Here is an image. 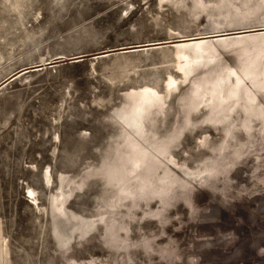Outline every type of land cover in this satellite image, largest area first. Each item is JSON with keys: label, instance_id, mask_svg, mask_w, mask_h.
<instances>
[{"label": "rangeland", "instance_id": "rangeland-1", "mask_svg": "<svg viewBox=\"0 0 264 264\" xmlns=\"http://www.w3.org/2000/svg\"><path fill=\"white\" fill-rule=\"evenodd\" d=\"M263 202L264 0H0V264H255Z\"/></svg>", "mask_w": 264, "mask_h": 264}, {"label": "bare ground", "instance_id": "bare-ground-1", "mask_svg": "<svg viewBox=\"0 0 264 264\" xmlns=\"http://www.w3.org/2000/svg\"><path fill=\"white\" fill-rule=\"evenodd\" d=\"M225 36H227V34H224L223 36H220V38H224ZM204 40H203V38H201V39L192 38V39L182 40V41H177V42H172V43L178 44V45L185 44V45H182V46H190V45H192L194 47H200L202 45V42H204ZM183 56L185 57V55H183ZM234 80H236L235 82L237 83V86H238L237 88L240 91L247 90L246 88H247V83L248 82L253 83V80L250 79L249 75L246 72H244L242 74V76H241V74L239 75V73L235 72V74H234ZM175 83H176V78H172L171 77V81L168 83V87L173 86ZM141 97L142 98L153 99L154 100V102H152L153 105H157V106L158 105L159 106L161 105L162 106L165 103L164 100L162 99L161 95H160V92L157 91L154 88L146 87L145 90L141 91ZM133 122L135 123L136 122V119H133ZM134 126L133 125H130V126L126 125V128H127L128 131H130V135L133 136L135 139H138L139 142L141 143L140 145H142V146H140V145H136L135 144L134 148H136L135 156L137 157L138 162L139 163H143L144 162V157H145V154H146V147L144 146L145 142H144V139H142V136H139L138 135V129L135 128ZM174 165H176V163H174ZM129 187H131V185L130 186H127L126 189H128ZM29 192H31V191H29ZM54 203H56V205H57L56 208L58 209V211L61 212V213H63L64 210L62 208V202L59 199H55Z\"/></svg>", "mask_w": 264, "mask_h": 264}, {"label": "crops", "instance_id": "crops-1", "mask_svg": "<svg viewBox=\"0 0 264 264\" xmlns=\"http://www.w3.org/2000/svg\"><path fill=\"white\" fill-rule=\"evenodd\" d=\"M257 208L258 214L264 217V202L259 204ZM259 215V216H260ZM259 235L262 237V241L264 242V228L260 230ZM256 263L255 264H264V245H262L256 252Z\"/></svg>", "mask_w": 264, "mask_h": 264}]
</instances>
